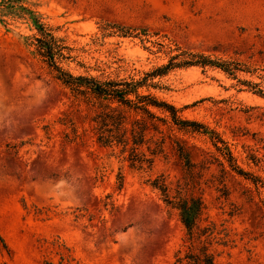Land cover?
Listing matches in <instances>:
<instances>
[{
  "label": "rangeland",
  "instance_id": "obj_1",
  "mask_svg": "<svg viewBox=\"0 0 264 264\" xmlns=\"http://www.w3.org/2000/svg\"><path fill=\"white\" fill-rule=\"evenodd\" d=\"M27 3L62 71L133 91L64 84L25 21L0 22V261L264 264V0Z\"/></svg>",
  "mask_w": 264,
  "mask_h": 264
},
{
  "label": "trees",
  "instance_id": "obj_2",
  "mask_svg": "<svg viewBox=\"0 0 264 264\" xmlns=\"http://www.w3.org/2000/svg\"><path fill=\"white\" fill-rule=\"evenodd\" d=\"M41 18V14L35 9L31 8L28 5L27 0H0V22L5 23L6 19L25 21L29 25L30 29L35 31L36 35H38L34 38V44L36 45L35 50L39 52V54L48 57L51 65L54 66L55 70L57 71V78L60 79L64 84L85 86L96 95L106 97L111 96V98H117L118 101L124 103L128 102V99L124 98V93L132 92L133 90L122 91L119 89H111L109 86L110 83H101L92 78L84 77L81 75L74 76L69 72L62 71L61 68L55 64L56 55L62 56V54L57 49L55 37L45 28V25L42 22ZM184 56L187 59H183L179 63L174 64H214L203 55H197L200 60L196 61H194L193 59V57L195 56L194 54L184 53ZM218 66L221 67V65L219 64ZM152 104L170 111L172 116H174L175 108L173 105L168 104L165 101H157L156 99L153 100ZM180 122L197 125L204 128V130H207L206 127L195 121L181 120ZM99 140L104 144H109L113 140H115V138L112 134L103 135V133H101L99 135ZM227 154L229 155V159H231L232 155L228 149ZM238 173L245 174V172L241 169H238ZM159 188L162 191L165 190L164 187ZM173 203L175 208L179 212L181 223L183 224L187 232L191 235L193 232V228L196 225L197 219L199 218L203 209V203L201 199L193 195L187 197L178 196L177 200ZM187 258L188 264H216L212 254L203 247L199 250L195 249L194 253L188 255ZM178 261H180L181 263L182 257L179 258ZM0 264L8 263L5 261H0Z\"/></svg>",
  "mask_w": 264,
  "mask_h": 264
}]
</instances>
